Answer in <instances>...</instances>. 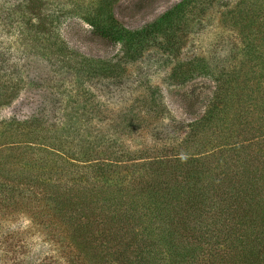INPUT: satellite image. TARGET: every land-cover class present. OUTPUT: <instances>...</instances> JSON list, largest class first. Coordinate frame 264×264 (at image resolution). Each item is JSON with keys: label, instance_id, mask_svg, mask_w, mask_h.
I'll list each match as a JSON object with an SVG mask.
<instances>
[{"label": "trees", "instance_id": "trees-1", "mask_svg": "<svg viewBox=\"0 0 264 264\" xmlns=\"http://www.w3.org/2000/svg\"><path fill=\"white\" fill-rule=\"evenodd\" d=\"M198 1L181 0L138 30L116 22L109 5L82 19L132 62L186 25ZM250 6V23L264 29V0ZM244 38L245 54L259 66L257 83L229 75L169 156L125 159L68 119L59 127L38 116L0 123V178L9 182L0 188L36 210L38 221L50 219L73 248L67 264H264V33L262 50L257 34ZM116 68L86 59L80 72L107 77ZM13 94L0 93V106ZM235 103L244 111H232ZM200 140L214 148L189 147Z\"/></svg>", "mask_w": 264, "mask_h": 264}, {"label": "rangeland", "instance_id": "rangeland-1", "mask_svg": "<svg viewBox=\"0 0 264 264\" xmlns=\"http://www.w3.org/2000/svg\"><path fill=\"white\" fill-rule=\"evenodd\" d=\"M180 1L0 0V93H15L0 106V123L38 116L59 127L68 119L99 148L125 159L133 152L169 156L229 75L247 78L251 88L257 83L259 66L245 54L244 34H257L260 44L264 29L250 23V3L258 0H200L186 25L154 39L132 62L82 18L96 5H109L116 22L138 30ZM86 59L118 62V68L107 77L82 73ZM232 108L244 111L241 104ZM202 142L189 147L214 148ZM15 199L0 188V264H67L73 248L59 240L50 219L38 221L36 210Z\"/></svg>", "mask_w": 264, "mask_h": 264}]
</instances>
